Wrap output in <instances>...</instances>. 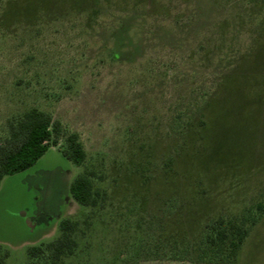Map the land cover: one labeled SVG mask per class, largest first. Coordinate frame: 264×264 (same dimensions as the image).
I'll use <instances>...</instances> for the list:
<instances>
[{
	"label": "rangeland",
	"instance_id": "1",
	"mask_svg": "<svg viewBox=\"0 0 264 264\" xmlns=\"http://www.w3.org/2000/svg\"><path fill=\"white\" fill-rule=\"evenodd\" d=\"M32 108L62 135L0 184L5 264H36L65 219L63 264H167L173 240L253 213L236 264H264V0H0V141ZM84 172L96 207L69 193Z\"/></svg>",
	"mask_w": 264,
	"mask_h": 264
},
{
	"label": "trees",
	"instance_id": "2",
	"mask_svg": "<svg viewBox=\"0 0 264 264\" xmlns=\"http://www.w3.org/2000/svg\"><path fill=\"white\" fill-rule=\"evenodd\" d=\"M7 128V136L0 141V184L4 177L24 172L35 165L51 146L57 145L62 135L60 123L49 113L36 108L9 120ZM65 141L67 148L62 155L77 167L82 166L86 153L78 134H69ZM69 193L83 207H96L100 202V191L94 188L87 172L71 182ZM257 211L263 212L264 205H257ZM256 219L253 213L240 219L214 220L205 225L199 237H183L170 242L171 251L163 250L160 259L166 260L167 264H236L239 251ZM78 226L76 221L62 220L59 237L28 247V258L36 264H63L78 246L74 238ZM9 256V251L0 244V264H5Z\"/></svg>",
	"mask_w": 264,
	"mask_h": 264
},
{
	"label": "crops",
	"instance_id": "3",
	"mask_svg": "<svg viewBox=\"0 0 264 264\" xmlns=\"http://www.w3.org/2000/svg\"><path fill=\"white\" fill-rule=\"evenodd\" d=\"M7 177V176H6ZM5 178V177H4ZM3 181V180H2Z\"/></svg>",
	"mask_w": 264,
	"mask_h": 264
}]
</instances>
